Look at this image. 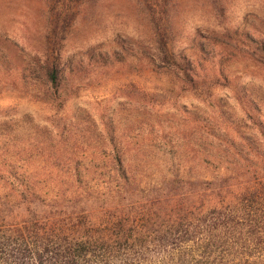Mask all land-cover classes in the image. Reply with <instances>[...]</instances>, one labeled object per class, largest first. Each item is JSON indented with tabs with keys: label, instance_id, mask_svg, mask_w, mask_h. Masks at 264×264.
Returning a JSON list of instances; mask_svg holds the SVG:
<instances>
[{
	"label": "trees",
	"instance_id": "obj_1",
	"mask_svg": "<svg viewBox=\"0 0 264 264\" xmlns=\"http://www.w3.org/2000/svg\"><path fill=\"white\" fill-rule=\"evenodd\" d=\"M197 34L188 52L175 53L166 41L156 49L134 51L122 43L119 53L68 55L59 33L45 47L24 52L0 32V97L40 101L62 114L72 98L128 54L141 69L170 77L180 91L212 96L230 90L264 138V99L234 88L228 71L243 58L264 69V26L248 22L220 36ZM8 116L0 115V216L6 219L11 207L15 243L32 240L35 264L45 256L55 264H84L97 253L142 251L155 242L183 246L237 224L252 228L248 238L264 235L256 230L264 229V153L253 135L210 145L203 157L192 149L197 156L184 174L173 171L169 159L167 175L153 183L139 174L146 163L133 155L138 148L127 143L116 113L100 124L80 110L37 124L35 136L27 126L15 132L25 119ZM207 132L218 140V131ZM204 166L215 172L202 175Z\"/></svg>",
	"mask_w": 264,
	"mask_h": 264
},
{
	"label": "rangeland",
	"instance_id": "obj_2",
	"mask_svg": "<svg viewBox=\"0 0 264 264\" xmlns=\"http://www.w3.org/2000/svg\"><path fill=\"white\" fill-rule=\"evenodd\" d=\"M248 22L264 26V0H0V32L24 52L52 43L56 33L64 38L68 55L100 50L119 53L122 43L134 51L156 49L166 41L175 53L188 52L197 33L220 36ZM228 71L234 88H246L251 96L264 99V69L243 58L230 63ZM169 78L141 69L137 59L123 54L108 74L97 76L92 86L72 98L62 114L56 115L40 101L4 95L0 115H9L8 119L12 115L18 122L25 119L15 125V132L21 133V127L27 126L35 136L32 131L37 124L43 126L49 119L73 116L80 110L100 124L116 113L127 143L138 148L133 155L146 163L139 174L153 183L167 175L171 166L167 160L174 161L173 171L184 174L189 171V161L197 156L190 153L192 149L203 157L210 145L223 146L231 139L240 143L239 136L253 135L255 147L264 153L261 130L230 90L219 89L212 96L180 91ZM208 130L218 131V140ZM207 166L199 169L202 175L215 172ZM0 199L4 201L2 192ZM12 212L11 207L5 210L7 220L0 216V264H35L32 240L15 243ZM208 227L201 230L208 231ZM250 229L237 224L234 229L215 231L227 232L216 238L201 237L183 246L155 242L142 251L115 249L108 255L97 253L83 263L264 264V235L248 238L245 233ZM167 234L171 240L170 231ZM45 259L42 264H55L51 256Z\"/></svg>",
	"mask_w": 264,
	"mask_h": 264
}]
</instances>
